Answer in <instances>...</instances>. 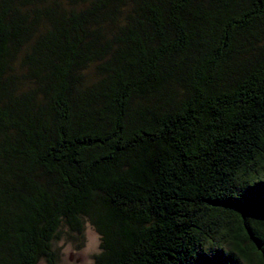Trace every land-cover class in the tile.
Returning <instances> with one entry per match:
<instances>
[{"label": "trees", "instance_id": "1", "mask_svg": "<svg viewBox=\"0 0 264 264\" xmlns=\"http://www.w3.org/2000/svg\"><path fill=\"white\" fill-rule=\"evenodd\" d=\"M264 264V0H0V264Z\"/></svg>", "mask_w": 264, "mask_h": 264}, {"label": "rangeland", "instance_id": "2", "mask_svg": "<svg viewBox=\"0 0 264 264\" xmlns=\"http://www.w3.org/2000/svg\"><path fill=\"white\" fill-rule=\"evenodd\" d=\"M100 235L95 227L85 222L82 234L64 227L53 241V250L59 264H93L100 252ZM39 264H47L44 259Z\"/></svg>", "mask_w": 264, "mask_h": 264}]
</instances>
